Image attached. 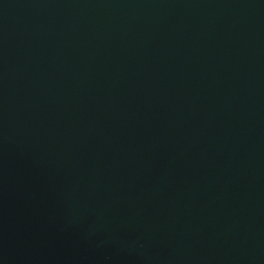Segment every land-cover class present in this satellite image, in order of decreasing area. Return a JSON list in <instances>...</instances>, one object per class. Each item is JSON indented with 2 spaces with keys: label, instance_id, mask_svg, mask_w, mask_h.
Masks as SVG:
<instances>
[{
  "label": "water",
  "instance_id": "obj_1",
  "mask_svg": "<svg viewBox=\"0 0 264 264\" xmlns=\"http://www.w3.org/2000/svg\"><path fill=\"white\" fill-rule=\"evenodd\" d=\"M0 264H264V0H0Z\"/></svg>",
  "mask_w": 264,
  "mask_h": 264
}]
</instances>
